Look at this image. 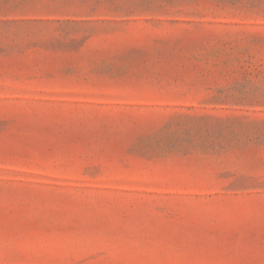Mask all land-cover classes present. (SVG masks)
Masks as SVG:
<instances>
[{
    "label": "rangeland",
    "instance_id": "obj_1",
    "mask_svg": "<svg viewBox=\"0 0 264 264\" xmlns=\"http://www.w3.org/2000/svg\"><path fill=\"white\" fill-rule=\"evenodd\" d=\"M0 264H264V0H0Z\"/></svg>",
    "mask_w": 264,
    "mask_h": 264
}]
</instances>
